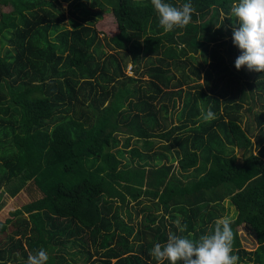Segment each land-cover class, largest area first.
<instances>
[{"label":"trees","instance_id":"trees-1","mask_svg":"<svg viewBox=\"0 0 264 264\" xmlns=\"http://www.w3.org/2000/svg\"><path fill=\"white\" fill-rule=\"evenodd\" d=\"M3 1L0 201L11 198L0 205V264H27L41 248L48 264H158L156 243L198 240L229 206L233 254L264 264V72L235 67L239 25L228 13L238 0H165L196 9L167 33L150 0ZM102 46L127 54L133 75ZM209 107L217 118L205 123ZM116 132L145 147L127 149L126 168L124 150H111ZM151 138L160 140L152 151ZM166 152L181 173L200 160L204 170L181 179ZM43 173L72 181L44 188ZM142 197L149 203L132 217ZM242 224L252 250L241 246Z\"/></svg>","mask_w":264,"mask_h":264},{"label":"clouds","instance_id":"clouds-1","mask_svg":"<svg viewBox=\"0 0 264 264\" xmlns=\"http://www.w3.org/2000/svg\"><path fill=\"white\" fill-rule=\"evenodd\" d=\"M150 2L165 33L185 28L196 12L190 2L179 7L165 0ZM231 16L239 25L233 28V43L241 50L235 60L236 69L246 66L249 71L264 72V0H238L231 6ZM201 118L209 123L217 117L209 107L206 112H201ZM231 224L229 218L217 219L214 228L198 240L169 234L165 243L154 245L150 255L158 264H238L239 256L233 254L235 235ZM179 231L184 232L185 228ZM48 261L49 254L43 248L35 254L29 253L27 257V264H48Z\"/></svg>","mask_w":264,"mask_h":264},{"label":"rangeland","instance_id":"rangeland-1","mask_svg":"<svg viewBox=\"0 0 264 264\" xmlns=\"http://www.w3.org/2000/svg\"><path fill=\"white\" fill-rule=\"evenodd\" d=\"M176 2H175V4H181L180 2H179V0H175ZM65 6H66V3L65 2H62L61 3V7L62 8H65ZM10 9V6L6 3V2H4L3 0H0V12H5V11H8ZM230 16H231V10H230V12L228 13ZM103 17L104 18H107L105 21V28H102L101 27V29H99L102 33H106V35H110L111 33H112V30H111V27H109V20H110V17L109 16H104L103 15ZM231 18H232V16H231ZM66 28H68V26L66 25L65 26ZM99 36H101V34L99 33ZM222 39L224 40V39H226V37H222ZM223 47H225V46H223ZM104 52H106V53H113L114 55H116L117 56V58L119 59V61H120V64H121V68H122V70H123V72H124V74H126V75H133V73H132V71H131V68H130V63H129V61H128V57H127V54L125 55L124 53H123V51H116V49H111V48H108L107 46H102V48H101ZM0 55H2V49L0 48ZM144 67V62L142 61L141 62V64H140V67ZM231 69H232V66H231ZM200 74H202V72H200ZM251 76L252 75H250V78H251ZM146 78H147V76L145 75V74H143L142 76H141V79H145L146 80ZM249 78V79H250ZM195 82H197V83H200L201 82V80H196ZM191 83H193V82H191ZM184 88H185V86H183ZM203 90L204 91H206V89L205 88H203ZM191 91H192V89H191ZM255 105L253 106V110L254 111H258L259 109H260V107H259V101L258 100H256L255 99ZM241 115H242V117H241V127L244 125V123H245V120H246V117H247V114L245 113V112H241ZM253 120V119H252ZM178 122L176 121V119H175V115H173L172 116V125H176ZM171 125V126H172ZM170 126V123L167 125V128ZM255 132H256V130H254V134H255ZM115 139H116V144H115V146H113V148L111 149V150H113V149H122V150H124V153H123V155H122V158H121V163L122 164H120V166H122V167H124V168H126V167H128L129 166V164H125V163H127V153H126V151H127V149L131 146V145H139L138 147L142 150H145L144 148L145 147H143V145H142V140L140 139V140H135L134 139V137H131V138H129L128 139V135L127 134H125V133H117L116 132V134H115ZM152 140V143L151 144H153L152 145V148H151V150L150 151H152V150H156L157 149V145H159V139H157V138H151ZM250 139H251V141L253 142V144H254V140H255V137H250ZM126 141H127V143H126ZM141 146V147H140ZM13 146H12V144H11V148H12ZM12 149H15L14 147L12 148ZM254 151V150H253ZM148 152V151H147ZM233 152H235L236 153V155H237V157H238V160L240 159V151H238V150H236V149H234L233 150ZM166 154H167V152H166ZM161 162V161H160ZM167 162H170L173 166H174V171H175V173L181 178V179H184V178H186V177H191V176H193V175H195L196 173H200V172H202L203 170H204V165H203V163L201 162V160L197 163V165H196V167H197V170H188L187 172H184V173H181V172H179L178 171V169H177V167H175L176 166V162H175V160L173 159V157L170 155V154H167ZM99 163V160H97V164ZM129 163V162H128ZM155 163H157V162H155ZM202 169V170H201ZM45 176H47L46 175V173L44 174L43 173V178H44V182L46 183V186L44 187V188H47L48 186H50L51 184H53L56 180H63V181H65L66 183H70L71 181H72V178L70 177V176H66V175H61L60 173L59 174H56L55 176H52V177H45ZM15 181V180H14ZM123 196L124 197H126V194L124 193L123 194ZM10 198L11 197H9L8 195H2L1 196V201H0V205H1V203L3 202V203H5V202H7L8 200H10ZM118 201V200H117ZM149 202L146 200V198L145 197H142V199H141V204L140 205H135L133 202H130V205H131V207H129V211L131 212V214H132V217H134V214H135V211H137L139 208L138 207H141L143 204L145 205V204H148ZM223 205L225 206V207H227V202H226V200H224L223 201ZM123 214V213H122ZM142 214H143V212L142 213H140V212H138L137 213V219H140L141 217H142ZM234 215V212H233V208L231 207V206H229L228 207V212H227V214H225V215H223V217H221V218H228V217H232ZM237 233H238V236H239V240H240V243H241V246H242V248L243 249H245V250H252L254 247H255V242H254V236H253V232L251 231V229L248 227V226H246V225H239L237 228ZM72 249H74V248H72ZM238 264H250V263H241V262H239Z\"/></svg>","mask_w":264,"mask_h":264}]
</instances>
